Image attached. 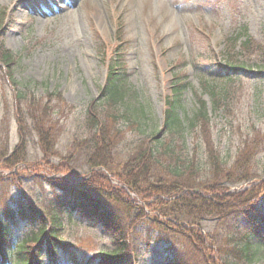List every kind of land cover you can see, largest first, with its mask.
<instances>
[{
    "label": "rangeland",
    "instance_id": "rangeland-1",
    "mask_svg": "<svg viewBox=\"0 0 264 264\" xmlns=\"http://www.w3.org/2000/svg\"><path fill=\"white\" fill-rule=\"evenodd\" d=\"M245 29L264 45V0H0V47L11 50L16 59L12 78L0 63V143L6 137V126L8 151L19 143L16 112L21 109L16 108L15 88L27 85L28 100L57 91L61 106L70 110L64 108L62 114H55L62 131L55 149L58 152L47 160L73 155L77 169L89 172L84 155L71 143L85 125L80 110L100 95L108 60L120 42L126 70L123 88L145 132L162 126L172 76L182 73L190 85L184 92L181 115L189 118L202 106L207 118L189 125L185 137L188 149L205 145L209 137L230 165L243 147L255 143L258 150L253 161L260 169L256 180L264 183V58L259 49L247 51L243 47ZM230 67L235 68L233 76L221 78V71ZM210 87H214L215 98ZM22 109L26 111V107ZM26 122L29 128L32 122ZM130 132L120 145L122 154L124 147L131 145ZM25 150L27 162L11 168L3 167L10 155L0 157L2 194L10 199L24 195L45 206L50 179L60 174L39 168L46 156L34 132ZM238 186V190L250 187L247 183ZM257 206L264 212V196ZM63 222L62 239L89 264L113 249L104 226L76 213L72 218L65 214ZM216 228L211 221L205 223L206 232L220 235ZM35 229L20 223L15 243ZM138 231L133 234L136 238L143 234L150 239H139L134 263L164 264L166 242L156 238L152 225L142 223ZM257 240L253 237L254 242ZM179 245L187 248L185 242ZM41 251V264H70L63 251L54 256L48 253L46 244ZM252 258L241 263L264 264V245L255 248Z\"/></svg>",
    "mask_w": 264,
    "mask_h": 264
},
{
    "label": "trees",
    "instance_id": "trees-1",
    "mask_svg": "<svg viewBox=\"0 0 264 264\" xmlns=\"http://www.w3.org/2000/svg\"><path fill=\"white\" fill-rule=\"evenodd\" d=\"M242 35L243 47L247 51L259 49L264 58V45H259L246 29ZM122 50L119 42L108 60L100 95L80 110L83 125L85 122L83 132L72 139L73 148L84 155L89 172L77 169L73 155L59 161L47 160L58 152L55 149L62 131L55 114H62L64 108L70 110L61 106L57 91L28 100L27 85L15 88L14 101L21 109L16 112L19 143L12 152L8 151L10 136L6 126L0 157L10 156L3 167L27 162L25 146L34 132L46 156L45 164L39 168L60 175L50 179L51 191L45 206L24 195L10 199L0 187V264H13V256L16 264H41L44 244L54 256L65 252L70 264H89L61 237L64 215L72 218L75 213L104 226L113 240V249L99 254L95 264H135L138 241L147 236L133 235L142 223L152 225L156 238L166 242L164 264H242L244 259L251 262L255 248L264 245V212L257 206L264 196V183L258 181L260 178L256 180L260 169L253 161L257 146L254 143L255 148L243 147L230 165L209 137L205 145L196 144L190 151L185 142L189 125L207 118L202 106L189 118L181 115L184 92L190 85L182 73L172 76L162 126L145 132L123 88L126 70ZM15 62L13 52L0 47L1 67L10 78ZM233 69L224 68L220 77L230 78ZM210 90L215 98L214 87ZM28 120L32 122L29 128L24 124ZM129 131L133 133L131 145L124 147L122 154L119 148ZM2 180L0 176V184ZM242 183L250 187L238 190ZM207 221L217 224L220 235L205 231ZM22 222L36 229L15 243V230ZM183 242L187 244L185 250L179 245Z\"/></svg>",
    "mask_w": 264,
    "mask_h": 264
}]
</instances>
